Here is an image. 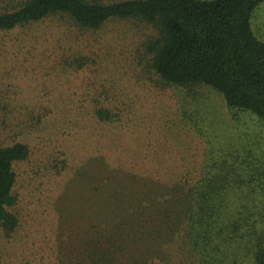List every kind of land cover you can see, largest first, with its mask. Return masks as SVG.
Instances as JSON below:
<instances>
[{
  "label": "rangeland",
  "instance_id": "rangeland-1",
  "mask_svg": "<svg viewBox=\"0 0 264 264\" xmlns=\"http://www.w3.org/2000/svg\"><path fill=\"white\" fill-rule=\"evenodd\" d=\"M251 29L264 42V2ZM160 37L142 20L85 30L62 15L0 31V146L29 149L13 166L19 225L0 232V264H188L177 248L201 167L237 157L264 170L262 123L209 89L165 84L149 51Z\"/></svg>",
  "mask_w": 264,
  "mask_h": 264
},
{
  "label": "trees",
  "instance_id": "trees-1",
  "mask_svg": "<svg viewBox=\"0 0 264 264\" xmlns=\"http://www.w3.org/2000/svg\"><path fill=\"white\" fill-rule=\"evenodd\" d=\"M264 0H18L0 10V31L65 16L79 29L95 30L109 19L155 24L161 37L149 45L151 66L167 85L216 92L235 114L264 126V42L251 29L254 9ZM185 97V96H183ZM182 97V98H183ZM181 104L180 119L196 131L194 110ZM98 119L111 115L95 111ZM202 131L201 128L198 129ZM209 152L214 153V150ZM23 143L0 146V232L18 225L13 166L27 159ZM206 161L189 184L192 204L183 224L188 264H264V170L249 158Z\"/></svg>",
  "mask_w": 264,
  "mask_h": 264
}]
</instances>
